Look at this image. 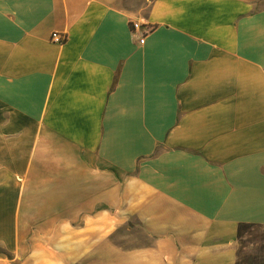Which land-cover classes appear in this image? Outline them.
Here are the masks:
<instances>
[{
    "label": "crops",
    "instance_id": "obj_1",
    "mask_svg": "<svg viewBox=\"0 0 264 264\" xmlns=\"http://www.w3.org/2000/svg\"><path fill=\"white\" fill-rule=\"evenodd\" d=\"M258 3L0 0V264H264Z\"/></svg>",
    "mask_w": 264,
    "mask_h": 264
},
{
    "label": "rangeland",
    "instance_id": "obj_2",
    "mask_svg": "<svg viewBox=\"0 0 264 264\" xmlns=\"http://www.w3.org/2000/svg\"><path fill=\"white\" fill-rule=\"evenodd\" d=\"M152 1L153 0H122V3L130 12L139 15H144L148 11ZM258 6L264 8V0H259ZM135 236H136L135 231L124 228L117 231L116 234L114 235V238L116 237L118 240L129 242L133 238H135Z\"/></svg>",
    "mask_w": 264,
    "mask_h": 264
},
{
    "label": "built area",
    "instance_id": "obj_3",
    "mask_svg": "<svg viewBox=\"0 0 264 264\" xmlns=\"http://www.w3.org/2000/svg\"><path fill=\"white\" fill-rule=\"evenodd\" d=\"M145 29V32L142 33V38L140 39V42L141 43H144L145 42V37H146V33L150 32L151 28L150 27H144L142 25L141 22L139 21H133L132 22V30L135 32V31H141ZM51 40L55 43H58V44H63L66 42L67 40V36L66 35H63L62 33L60 32H57V31H54L51 35Z\"/></svg>",
    "mask_w": 264,
    "mask_h": 264
},
{
    "label": "trees",
    "instance_id": "obj_4",
    "mask_svg": "<svg viewBox=\"0 0 264 264\" xmlns=\"http://www.w3.org/2000/svg\"><path fill=\"white\" fill-rule=\"evenodd\" d=\"M1 252H3V251H1ZM4 253V252H3Z\"/></svg>",
    "mask_w": 264,
    "mask_h": 264
}]
</instances>
